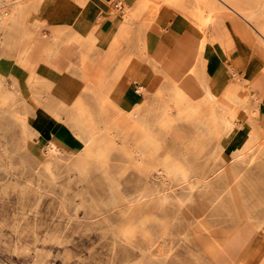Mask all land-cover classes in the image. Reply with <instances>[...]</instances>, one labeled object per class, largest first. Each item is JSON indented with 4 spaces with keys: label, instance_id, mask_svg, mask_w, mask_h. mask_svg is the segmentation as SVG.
<instances>
[{
    "label": "rangeland",
    "instance_id": "rangeland-1",
    "mask_svg": "<svg viewBox=\"0 0 264 264\" xmlns=\"http://www.w3.org/2000/svg\"><path fill=\"white\" fill-rule=\"evenodd\" d=\"M150 1V18L167 3L200 35L209 8L214 17L219 8L224 28L217 21L216 44L230 50L231 35L241 51L251 49L264 62V40L254 31L264 35V0L234 1L238 30L225 17L235 15L225 0ZM40 2L0 0V67L32 68V53L54 50L38 38L46 25L32 13ZM195 43L185 53L177 49L188 61L181 75L165 72L132 110L80 109L71 121L77 142L63 147L34 129L16 79L0 70V264H246V246L264 233V216L252 214L264 199L242 198L264 181V168L251 165L264 160V133L252 129L242 148L225 150L238 117L225 134L208 117L203 106L211 102L201 88L208 76ZM260 77L242 84L245 97L229 83L216 102L224 105L226 94L240 98L236 112L248 111L264 67ZM28 83L41 81L31 75ZM195 103L198 115L189 107ZM249 254L264 264V251Z\"/></svg>",
    "mask_w": 264,
    "mask_h": 264
},
{
    "label": "crops",
    "instance_id": "crops-1",
    "mask_svg": "<svg viewBox=\"0 0 264 264\" xmlns=\"http://www.w3.org/2000/svg\"><path fill=\"white\" fill-rule=\"evenodd\" d=\"M153 3L150 0H41L32 13L40 24L46 25L38 38L54 50L49 54L32 53L31 57L37 59L32 68L4 63L0 70L16 79L31 108L30 123L45 142L52 138L62 147L77 142L71 121L82 108L92 113L102 104V109L109 105L114 110L128 112L161 85L165 72L175 78L181 75L184 70L180 65L188 61L182 54L177 55V49L183 46L185 53L194 41L198 47L200 31L181 11L167 3L150 18ZM219 19L211 15L210 21L215 22L213 25L210 22L211 27L205 32L209 45L196 50L201 53L208 76L205 84L220 96L233 83L236 94L245 97L240 94L242 84L256 81L264 62L251 49L245 52L233 46L226 51L225 42L216 44L213 26L216 27L217 21L221 25ZM31 75L46 87L30 86ZM254 85L256 90L247 97L248 111L243 108L236 112L233 104L239 105L240 98L232 100L225 95L226 120L234 121L236 116L239 121L224 144L229 152L242 148L252 129L264 133V95H261L264 82ZM190 107L194 112L199 110L194 104ZM263 161L257 159L251 165L264 168ZM260 184L263 187L254 189L253 196L242 198L264 199V181ZM252 214L264 216V208L260 206V211ZM250 251H264V233H256L242 255V262L257 264L250 261Z\"/></svg>",
    "mask_w": 264,
    "mask_h": 264
},
{
    "label": "bare ground",
    "instance_id": "bare-ground-1",
    "mask_svg": "<svg viewBox=\"0 0 264 264\" xmlns=\"http://www.w3.org/2000/svg\"><path fill=\"white\" fill-rule=\"evenodd\" d=\"M206 1H208V0H206ZM211 2L213 1V0H210ZM219 0H217V2H218ZM234 1H236V0H225V2L227 3V5H228V7H229V9L231 10V11H233L234 13H235V15L232 13V12H227V13H225V17L226 18H230V19H232L233 21H234V23H233V25H234V27H235V29L236 30H238V28H237V26L235 25V18H237V17H239L238 16V14H239V12H238V10H236L235 8H233L234 7ZM249 1H251V0H249ZM220 2V1H219ZM213 3H215V2H213ZM215 6V5H214ZM213 8H215V7H213ZM215 10V9H214ZM211 11H213V9H211V8H209V10H208V13L206 14V16L204 17V26H203V29L205 28V24H206V30H207V28H209V27H211V25H210V17H211ZM216 11V13H218L219 14V16L218 17H220L221 15H220V13H221V11H219V8H217V10H215ZM224 17V16H223ZM249 26H251L252 27V25H250V23H249V21L248 20H244ZM224 28V27H223ZM215 27L213 26V30L215 31ZM257 29V28H256ZM255 28H254V31H256L257 33H259V36L264 40V35H262L259 31H258V29L256 30ZM206 30H204L203 32H204V34H202L201 35V40H200V42H199V44H198V47H197V50H200V49H203V48H205L207 45H209L208 43H207V40H206V38H205V32H206ZM230 34V33H229ZM236 44H238L239 45V43L238 42H236L232 37H231V35H230V39H229V45H228V48H232L233 46H237L238 47V45H236ZM227 50V49H226ZM212 52V51H211ZM229 85V84H228ZM227 85V86H228ZM227 86H226V88H227ZM201 87L203 88V90H204V93L206 94V96H207V98H209L210 99V102H211V104L209 105V106H203V108H206V111H208L209 112V115H208V117H210V118H213V119H217L218 120V122H221V129H222V131H221V134L223 133V134H225L227 131H228V129L230 128V126H231V124L234 122L233 120H230V121H227L226 120V115L228 114V112H227V110L225 109V103H224V105H220V104H218L217 102H216V96H215V94L214 93H212L211 91H210V89L206 86V84H205V82L204 81H201ZM226 88H225V90H226ZM226 95V94H225ZM194 105H196V107L200 110V112H194V115H198L199 113H202L201 111H202V109L200 108V106H198L197 105V103H195ZM210 106H211V108H210ZM212 106H214V107H212ZM190 107V106H189ZM190 109H191V107H190ZM192 110V109H191ZM204 111V110H203ZM242 133V132H241ZM250 133V132H249ZM251 134V133H250ZM219 144V143H218ZM54 146H56V145H54ZM2 147V146H1ZM217 147V146H216ZM56 150V149H55ZM54 151V150H53ZM21 165V164H20ZM201 187V186H200ZM199 189V188H198ZM197 189V190H198ZM184 190V189H183ZM182 190V191H183ZM136 191V190H135ZM190 192V191H189ZM161 193V192H160ZM133 194V193H132ZM182 195H183V193H181ZM186 194V193H185ZM191 195V194H190ZM189 196V195H188ZM171 197V196H170ZM133 198V197H132ZM173 198V197H172ZM175 198V197H174ZM188 198V197H187ZM250 257V256H249Z\"/></svg>",
    "mask_w": 264,
    "mask_h": 264
}]
</instances>
